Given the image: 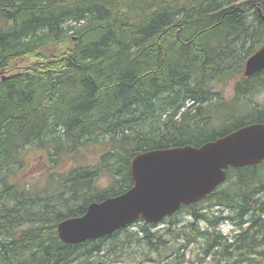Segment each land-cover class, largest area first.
<instances>
[{"label": "trees", "instance_id": "1", "mask_svg": "<svg viewBox=\"0 0 264 264\" xmlns=\"http://www.w3.org/2000/svg\"><path fill=\"white\" fill-rule=\"evenodd\" d=\"M263 43L264 0H0V264H264V160L229 167L163 228L139 219V230L68 244L56 227L128 190L136 154L264 123L249 98L264 70L239 80L229 101L214 104L212 90ZM240 100L246 107L232 109ZM87 146L103 150L96 164L57 171ZM27 147L53 164L41 188L18 179ZM101 172L113 178L107 189L95 184Z\"/></svg>", "mask_w": 264, "mask_h": 264}, {"label": "water", "instance_id": "2", "mask_svg": "<svg viewBox=\"0 0 264 264\" xmlns=\"http://www.w3.org/2000/svg\"><path fill=\"white\" fill-rule=\"evenodd\" d=\"M262 70L264 43L246 59L244 75ZM263 160L264 123L244 125L200 146L138 153L130 163L133 185L121 194L91 202L80 216L59 221L58 235L65 243L78 244L111 234L140 218L157 223L181 205L206 197L226 180L229 167Z\"/></svg>", "mask_w": 264, "mask_h": 264}, {"label": "rangeland", "instance_id": "3", "mask_svg": "<svg viewBox=\"0 0 264 264\" xmlns=\"http://www.w3.org/2000/svg\"><path fill=\"white\" fill-rule=\"evenodd\" d=\"M33 62L34 60L28 57L24 59H19L17 60L14 68L11 71L6 72L5 74H10L12 72H15L16 70L22 69L25 66L31 65ZM244 77L245 75L243 69V71H241L235 77L215 80L212 85V90L215 93L213 98L214 104L218 102L219 98L226 101H229L232 98H234L235 84ZM249 98L252 101H254L257 105L264 107V87L254 88L253 92L250 93ZM246 105L247 102L245 100H240L237 101L235 104H232V106H234V108L232 109L239 111L241 109H244ZM227 106H231V104L229 103L227 104ZM217 122H218L217 120L214 121L215 124ZM102 153L103 150H101L100 147H96V146L84 147L80 150V152H78L74 156L64 155L63 157H61L58 164L56 165V169L59 172L67 173L71 168L76 166L78 167V166H87V165L96 164L100 160ZM22 160H23V168L21 172L18 174V179L20 177V179L23 180L24 182H31L33 186L41 188L46 182L45 180L47 179V176L51 171L50 169L53 168V164L49 159L47 152L44 149H35L32 147H27V149H25L22 154ZM112 181L113 178L109 173L101 172L99 177L96 179L95 184L98 189L102 190L109 188L112 184ZM218 208H219L218 206H213L211 207V210H218ZM189 219H190L189 214L187 212H183L182 222L187 221ZM140 225L141 222H137L136 224H133L130 227V229L135 231L139 230ZM201 226L204 227V223H201ZM163 227H166V223L158 222L151 230H156L158 228H163ZM218 230L220 231L221 234L228 235L231 230V225L227 220H222L218 225ZM191 247L192 248L189 247V250H193V246ZM185 256L186 257L189 256L188 250L185 251ZM191 257L194 258V254Z\"/></svg>", "mask_w": 264, "mask_h": 264}]
</instances>
